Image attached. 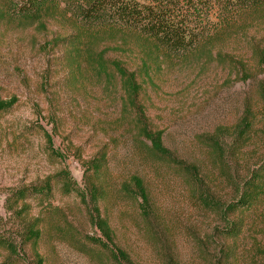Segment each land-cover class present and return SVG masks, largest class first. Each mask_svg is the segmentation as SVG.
Here are the masks:
<instances>
[{"label": "rangeland", "instance_id": "obj_1", "mask_svg": "<svg viewBox=\"0 0 264 264\" xmlns=\"http://www.w3.org/2000/svg\"><path fill=\"white\" fill-rule=\"evenodd\" d=\"M219 14L211 8L214 28L193 52L148 60L149 73L141 68L145 44L134 35L101 34L92 49L73 51L52 42L69 32L59 19L46 28L0 22V99H16L0 111V235L18 253L0 247V264H36V257L42 264H120L110 244L90 239L100 236L92 203L88 195L83 202L76 191L66 192V181L83 192L90 183L102 189L101 217L131 264H264V194L248 209L225 210L264 159V8L244 11L216 31ZM94 50L136 74V103L147 126L161 130L164 145L177 160L196 165V175L148 148L136 105L125 106L111 67L108 75L96 72ZM244 117L251 135L237 147ZM211 137L223 157L209 148ZM99 156L101 169H88ZM132 175L145 185L147 214L122 188ZM45 183L49 192L17 194ZM33 226L41 232L35 243L24 236Z\"/></svg>", "mask_w": 264, "mask_h": 264}, {"label": "trees", "instance_id": "obj_2", "mask_svg": "<svg viewBox=\"0 0 264 264\" xmlns=\"http://www.w3.org/2000/svg\"><path fill=\"white\" fill-rule=\"evenodd\" d=\"M213 7H217L220 13L217 22L214 23L217 31L220 27H231L237 16L244 11L264 8V0H4L3 5L0 6V22L25 21L46 28L48 21L59 19L68 26L69 32L60 35L52 42L60 43L73 51L92 49V42L101 34L113 32L134 35L145 44L146 50L141 68L144 73H149L152 63L148 60L180 58L194 51L197 44L207 37L210 28H214L210 26L207 15ZM104 53V50H94L90 53L93 68L98 74L108 75L107 68L111 67L119 75L125 95V106L132 109L137 107L138 133L149 141L148 148L157 156L169 157L175 164H182V169L190 175H196V165L184 164L177 160L164 145L163 132L152 130L147 126L144 110L136 103L141 90L136 74L117 60H108ZM260 61L264 64V57L261 56ZM15 101V97L0 99V111L9 109ZM241 122L238 137H242V140L236 145L237 147H242L243 142L251 135L249 132L252 123L248 122L246 117ZM45 135L50 142V135L47 132ZM208 140L209 148L216 155L223 157L225 151L218 139L211 137ZM103 157L99 156L91 160L88 169L98 172L103 165ZM129 183L130 185L122 183V188L140 199L139 208L143 214H147L148 195L143 180L137 175H132ZM63 185L66 192L76 191L83 202L86 201V196H89V202L92 203L91 219L100 234L99 237L91 236L90 239L105 247L110 244L115 260L120 264H131L128 254L114 246L112 228L108 221L101 217L98 200L102 196V189L94 183H90L84 192L68 181ZM241 185L242 190L237 199L225 205L227 212L248 209L264 194V159L249 173ZM45 191H50L49 183L23 188L17 194L23 198L28 192ZM212 203L214 202L204 200V204ZM231 229L233 234L238 231L233 227ZM24 236L28 241L35 243L40 238L41 232L33 226L27 229ZM0 247H5L18 256L16 245L11 239L0 235ZM12 263V260L8 259L2 264ZM42 263L43 260L36 257V264Z\"/></svg>", "mask_w": 264, "mask_h": 264}]
</instances>
